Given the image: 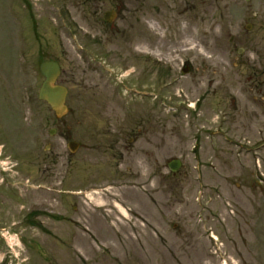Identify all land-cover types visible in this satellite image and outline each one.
I'll use <instances>...</instances> for the list:
<instances>
[{
  "label": "rangeland",
  "instance_id": "rangeland-1",
  "mask_svg": "<svg viewBox=\"0 0 264 264\" xmlns=\"http://www.w3.org/2000/svg\"><path fill=\"white\" fill-rule=\"evenodd\" d=\"M2 146L0 264H264V0H0Z\"/></svg>",
  "mask_w": 264,
  "mask_h": 264
},
{
  "label": "water",
  "instance_id": "water-1",
  "mask_svg": "<svg viewBox=\"0 0 264 264\" xmlns=\"http://www.w3.org/2000/svg\"><path fill=\"white\" fill-rule=\"evenodd\" d=\"M111 15L112 13H107L106 19L111 21ZM40 70L46 80L40 87L39 98L41 100L47 101L58 116H63L67 111L65 106L67 89L63 86L55 85L58 77L61 74V68L59 64L54 61H46L41 64ZM69 148L74 152L77 150L78 144L70 143ZM170 167L172 170L177 171L180 167V163L177 161L171 164Z\"/></svg>",
  "mask_w": 264,
  "mask_h": 264
},
{
  "label": "bare ground",
  "instance_id": "bare-ground-1",
  "mask_svg": "<svg viewBox=\"0 0 264 264\" xmlns=\"http://www.w3.org/2000/svg\"><path fill=\"white\" fill-rule=\"evenodd\" d=\"M180 5H182L180 3ZM180 5H176V6H173V11H172V18L179 21V20H182V19H192L193 17V12H192V8H187L185 10V6H180ZM178 8V10H177ZM139 26H142L144 28V25L141 24ZM150 28H152V26H150ZM191 34V28L189 26H184L182 29H181V35H184V44L186 46H190L192 43H193V39H192V35ZM82 194V193H81ZM113 214H110L109 216L111 217ZM137 219H141L139 216H137ZM102 224L104 225L106 223V217H101L100 218ZM106 225V224H105ZM12 241L14 242L13 238H12Z\"/></svg>",
  "mask_w": 264,
  "mask_h": 264
},
{
  "label": "flooded vegetation",
  "instance_id": "flooded-vegetation-1",
  "mask_svg": "<svg viewBox=\"0 0 264 264\" xmlns=\"http://www.w3.org/2000/svg\"><path fill=\"white\" fill-rule=\"evenodd\" d=\"M135 142H138V140H135Z\"/></svg>",
  "mask_w": 264,
  "mask_h": 264
}]
</instances>
